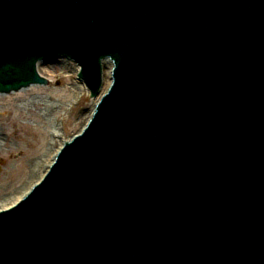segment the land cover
<instances>
[{
  "label": "water",
  "instance_id": "95a60500",
  "mask_svg": "<svg viewBox=\"0 0 264 264\" xmlns=\"http://www.w3.org/2000/svg\"><path fill=\"white\" fill-rule=\"evenodd\" d=\"M220 1L0 0L1 92L64 54L97 95L113 63L0 264H264V10L221 32Z\"/></svg>",
  "mask_w": 264,
  "mask_h": 264
},
{
  "label": "rangeland",
  "instance_id": "374dc122",
  "mask_svg": "<svg viewBox=\"0 0 264 264\" xmlns=\"http://www.w3.org/2000/svg\"><path fill=\"white\" fill-rule=\"evenodd\" d=\"M77 67L69 60L39 64V71L52 79L51 83L25 89L35 88L41 93L19 107L18 115L15 107H0V206L5 200L9 201V196L15 195L19 187L29 186L31 179L40 175L37 163L49 146H59L60 137L68 138L78 132L89 117L93 100L88 90H78ZM71 82L76 84L75 88ZM60 87L62 91L58 90ZM2 102H7V98L1 97Z\"/></svg>",
  "mask_w": 264,
  "mask_h": 264
},
{
  "label": "bare ground",
  "instance_id": "6f19581e",
  "mask_svg": "<svg viewBox=\"0 0 264 264\" xmlns=\"http://www.w3.org/2000/svg\"><path fill=\"white\" fill-rule=\"evenodd\" d=\"M106 66H107V68L105 67V73H104V84H103V91L105 90H107V88H108V85H109V83H110V76H109V74H110V69H108L109 67H111V65L110 64H106ZM74 68V67H73ZM78 70H79V67H77V72L76 73H78ZM78 80V79H77ZM71 84L73 85V88H75V85L76 84H74V82H71ZM78 90L80 89V90H82V92L84 91V90H86V87H85V85L83 84V82L80 80L79 81V83H78ZM34 89V90H33ZM32 89V91H26V90H19V91H16L15 92V95H11V94H5V93H0V98L1 97H3V99H4V97L5 98H7V102H2V103H0V107L1 108H3V109H5V107L6 106H8V107H12V108H14L15 107V110H16V113H17V115L19 114V107H22L23 105H25V104H27L30 100L32 101L33 99H35L36 97H38L39 95H40V91H36V89L35 88H33ZM61 89H63V88H59L58 90H60V91H62ZM104 91V92H105ZM54 92V91H53ZM53 92H51V94L53 95ZM42 95V94H41ZM50 95H48L47 97H49ZM95 102V101H94ZM91 111H92V109H91ZM91 113V112H90ZM90 115V114H89ZM56 131V133H57V130H55ZM54 147L52 146V145H50L49 147H48V150L44 153V155H43V158H41L40 159V161L37 163V166H38V164H39V170H38V172L37 173H40L41 174V169H42V166H43V169L45 168H47V166H48V164L50 163V157H51V155L53 154V151H54ZM46 162V164H44ZM34 166H35V164H34ZM35 168V167H34ZM37 168V167H36ZM38 175L36 174L31 180H33L35 177H37ZM24 186V185H23ZM23 186H21V187H19V189H18V191H17V193L15 194V195H13V196H11V198H10V196H9V201L7 200H5L4 201V203L2 204V206L1 207H6L7 205H9V203L11 202V203H13L17 198H19V196L25 191L24 190V188L26 187H24L23 188ZM22 188H23V190H22ZM6 196V195H5ZM6 198V197H5ZM7 202V203H6Z\"/></svg>",
  "mask_w": 264,
  "mask_h": 264
}]
</instances>
